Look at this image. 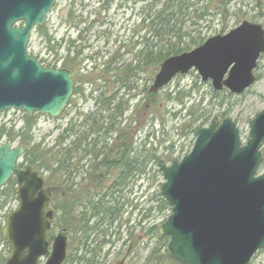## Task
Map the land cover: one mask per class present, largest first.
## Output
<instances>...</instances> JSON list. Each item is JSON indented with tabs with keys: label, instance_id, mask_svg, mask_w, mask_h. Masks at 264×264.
Segmentation results:
<instances>
[{
	"label": "water",
	"instance_id": "water-1",
	"mask_svg": "<svg viewBox=\"0 0 264 264\" xmlns=\"http://www.w3.org/2000/svg\"><path fill=\"white\" fill-rule=\"evenodd\" d=\"M56 0H0V114L22 111L56 118L74 86L67 70L43 68L27 53L30 34L45 24ZM23 23V26H17ZM264 55V29L241 22L224 35L163 61L149 92L156 94L177 75L195 70L214 91L239 95L255 82L253 71ZM240 143L230 119L214 118L197 131L191 152L180 162L159 161L161 194L172 214L159 226L169 237L167 255L178 264H249L264 249V174L257 175L264 144V110L249 122ZM21 146L0 144V191L16 179V207L6 215L1 235L8 246L5 264H62L67 232L49 238L53 214L41 175L18 167ZM128 254V253H127ZM121 260L118 264H123Z\"/></svg>",
	"mask_w": 264,
	"mask_h": 264
},
{
	"label": "rangeland",
	"instance_id": "rangeland-1",
	"mask_svg": "<svg viewBox=\"0 0 264 264\" xmlns=\"http://www.w3.org/2000/svg\"><path fill=\"white\" fill-rule=\"evenodd\" d=\"M162 1L56 0L43 25L51 38L50 45H46L43 37L33 30L27 53L44 65L56 61L58 68L67 53L70 58L75 56V52L80 53L70 70L77 90L66 111L57 118L33 115L35 124L28 134L31 137L30 148L38 145L41 150L52 152L56 159L59 152L72 148L73 143L76 144L80 139L85 138L87 143L93 140V135H87V119L92 116L98 118L99 114L106 122L108 114L99 112L97 102H100V98L104 100L110 97L115 105L126 107L118 118L119 133H113L109 141L111 150L115 147L121 149L125 145L129 153L136 151L153 154L158 161L162 160L169 166L173 160L179 161L191 151L196 137L194 130L199 127L198 117L205 112L214 116L219 109L228 112L227 117L236 124L241 143H245L249 121L264 109V56L258 60L254 72L257 80L238 96L231 95V98H227L225 94H219L214 97L210 83L201 82L194 70L177 76L158 94H149L148 89L159 65L145 60L140 51L153 40L149 25ZM219 1L223 6L219 9L217 7L218 12H215L216 3H213L208 9V16L196 21L194 26L183 32L186 31L191 37H199L204 42L227 33L242 21L261 24L264 28V10L256 9L264 7V0ZM222 10L223 16L220 18ZM24 116L21 111L4 112L0 114V127L12 133L18 132L23 125ZM101 133L103 132L100 131ZM100 134H96V137ZM2 142H7L6 138L0 143ZM122 142L125 144L121 145ZM13 144L16 145L17 142L14 141ZM261 152L263 159L258 172L264 174V146ZM75 156L65 160H69L71 166H75L76 162L83 166V171L88 170V161L81 163ZM154 160L156 159H145V173L137 179H131L122 188L119 204L127 201L125 212L121 209L123 214L119 221L123 234L118 238L105 239L112 243L104 246L102 254L100 253L104 255L102 264H115L124 255L128 245L137 238L141 240L125 264H154L152 260L161 261L166 253L157 233L158 227L168 219L171 211L160 209L163 199L160 196L161 185L164 180ZM46 177L48 174L44 173L45 181ZM63 180V176H56L55 179H49V185L45 183L47 190L54 189L60 202L69 198L66 194L61 198V194L65 192L63 188L66 187L68 191L67 186L61 187L58 184ZM112 180L113 177L110 176L104 184ZM78 181L79 176L76 175L73 182ZM14 188L15 185L5 187L0 197V229L5 216L17 205ZM89 190L93 192L92 187L87 192ZM114 195L118 197V194ZM107 201L109 206L114 205V200ZM50 209L53 210L52 205ZM59 228L60 225L54 230V235ZM89 238V241L95 239L92 235ZM79 241L80 236L71 234L68 230L67 255L70 260L66 264H73L71 259ZM88 245V249H93L95 244L88 242ZM7 250L0 235V258L7 257ZM249 264H264V249L258 251Z\"/></svg>",
	"mask_w": 264,
	"mask_h": 264
},
{
	"label": "trees",
	"instance_id": "trees-1",
	"mask_svg": "<svg viewBox=\"0 0 264 264\" xmlns=\"http://www.w3.org/2000/svg\"><path fill=\"white\" fill-rule=\"evenodd\" d=\"M159 3H162L161 7L149 25L150 32L153 33L151 37L153 40L148 45L146 43V48L140 51L145 60L150 63H156L157 65H160L170 56L189 51L199 46L203 40L199 37H191L189 33L186 31L183 32V30L189 29L197 23L196 21L208 16V9L213 3H216L215 12H218L217 10L223 6L219 0H163ZM256 9L261 11L264 10V7H256ZM219 15L222 18L223 10L220 11ZM35 30L39 36L43 37L45 44L49 46L51 38L48 36L46 28L39 27ZM79 55L80 53L75 52V56L70 58L67 53L59 68L71 70L75 58L79 57ZM43 66L50 69L57 68L56 61L48 63L47 65L43 64ZM76 90L74 88V94H76ZM212 94L214 97H218L219 94H225L227 98H231V94L226 90L221 92L212 91ZM113 101L110 97L104 100L100 98V102H97V106L98 104H102L99 112L108 114V120L106 122H104L105 119L101 118L99 114L97 115L98 118L92 116L87 119L89 127L87 135H93L94 139L88 143L85 141V138L80 139L76 144L73 143L72 148L70 147L64 150V152L63 150L59 152L58 156L56 155V159L51 154L52 152L41 150L38 145L29 147L31 137L28 134L35 124L34 117L29 118L24 116L22 127L15 133L6 131L4 127H0V142L3 138H6V141L11 143L16 141L17 144L23 147L24 153L20 166L30 165L36 171L41 172L42 175L47 173V185L50 184V178L55 179L56 176H63L64 180L58 182V184L61 187L67 186L68 191L64 187L63 189L66 193L63 192L68 196L71 195L72 198L66 201L61 200L60 202V198L53 192L50 204L53 206L55 218L51 232H54L58 225H60L59 229L65 228L71 234H78L80 236L78 248L75 250L73 258L71 259L73 264L103 263L104 255H100V253L102 254L104 246L112 243L110 240L105 241V239L112 237L118 238L123 234L122 225L119 221L123 214L121 209L124 211L127 201L125 200L119 204V200L122 198V188L126 187L131 179H137L145 173L147 165L144 163L145 159H156L154 160L156 166L158 163V159L153 154L136 153V151L135 153L127 152L124 142L121 144L124 145L123 147L121 146V149L115 147L111 150L109 141L112 138L113 126L115 124L118 125L117 120L121 117L122 111L126 109V107L120 104L115 105ZM214 116L224 119L228 116V112L219 109ZM214 116L210 112H205L202 116H199L197 119L199 127L194 130V133L196 134L197 130L206 125ZM100 131L103 133L100 134ZM96 134L100 135L96 137ZM54 153L57 154L58 152ZM74 155H76L75 157L81 163L85 160L88 161V170L83 171V166L81 164L79 166L76 162H74L75 166L69 164V160ZM139 156L141 157L139 158ZM61 157L62 159H60ZM68 157L69 160H65ZM76 175L79 176V181L74 183L73 181ZM110 176L113 177V180L104 184ZM104 177L106 178L104 179ZM88 182H91V186L90 184L87 185ZM14 183L15 180L12 179L5 187L12 186ZM54 186L56 187L57 184ZM91 187L93 192L91 190L87 192V189ZM2 194L3 191L1 192V196ZM114 194H118V197H115ZM160 196L162 197V195ZM108 199L114 200V205L109 206ZM161 204L162 207L160 209H169L164 198L161 200ZM130 234L131 232L128 233L127 237ZM90 235L94 236L95 239L89 241ZM158 237L162 240L163 245L166 246L168 239L160 237L159 235ZM88 242L89 244H95L93 249H88ZM69 260L70 257L67 255L63 264H66ZM4 261L5 257H1L0 264H3ZM152 263L177 264L167 253L163 254L161 261L155 259L152 260Z\"/></svg>",
	"mask_w": 264,
	"mask_h": 264
},
{
	"label": "flooded vegetation",
	"instance_id": "flooded-vegetation-1",
	"mask_svg": "<svg viewBox=\"0 0 264 264\" xmlns=\"http://www.w3.org/2000/svg\"><path fill=\"white\" fill-rule=\"evenodd\" d=\"M101 105H102V104H98L97 108L100 109V108L102 107ZM65 111H66V110H65ZM65 111H63V113H64ZM119 121H120V120L117 121L118 125L115 124V125L113 126V133H115L116 131H117V133H119ZM114 122H115V120H114ZM115 123H116V122H115ZM117 133H115V134H117ZM118 262H119V261L115 262V264H117Z\"/></svg>",
	"mask_w": 264,
	"mask_h": 264
}]
</instances>
